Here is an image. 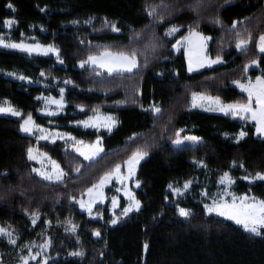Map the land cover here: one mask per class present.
Returning a JSON list of instances; mask_svg holds the SVG:
<instances>
[{
	"label": "trees",
	"instance_id": "1",
	"mask_svg": "<svg viewBox=\"0 0 264 264\" xmlns=\"http://www.w3.org/2000/svg\"><path fill=\"white\" fill-rule=\"evenodd\" d=\"M164 2L169 7L158 9L165 17L158 21L148 15V7L161 0H0V34L5 32L1 25L6 19L17 21V37L34 26L42 43L58 46L63 61L0 47V100H9L23 117L31 113L39 124H55L78 139L91 142L99 135L104 146L99 158L86 163L63 142L37 143L24 135L22 117L0 115V224L15 229L23 244L35 240L50 221L54 246L49 264H264V235L208 214L196 197L183 202L191 215L182 217L168 192L173 182L199 179L216 185L218 177L228 171L237 193L264 199V180L249 183L244 179L264 173V139L248 125L247 135L235 141L225 133L237 134L243 128L240 120L190 106L192 92L219 96L224 102H246L247 96L232 82L264 75V53L256 46L264 33V0H202L199 15L189 8L196 0ZM9 3L14 7H8ZM216 17L222 24L214 22ZM89 18L91 23L86 25ZM105 19L116 22L120 31L104 26ZM233 21L238 22L235 29ZM171 25L183 26L180 36L190 25L210 36V55H220L224 62L188 72L184 52L175 51V38L165 35ZM135 32L141 33L139 39H132ZM247 32L252 33V41L246 51H240L235 46L237 33L246 38ZM153 36L158 38V47L147 52L146 66L141 55L138 71L109 75L77 67L82 59L103 51V46L115 51L135 47L143 52ZM254 59L260 61L258 67L245 73L244 65ZM42 71L50 80L71 82L65 114L49 118L37 113L40 94H58L35 83ZM13 72L33 83L8 76ZM153 103L161 107V113L151 111ZM80 105L85 109L78 113ZM99 107L117 116L111 132L71 125ZM183 128L201 138L196 145L175 146L176 131ZM133 133L138 135L133 137ZM33 145L57 159L67 172L63 182H48L32 172L34 163L27 149ZM138 146L148 152L136 174L141 183L135 195L142 207L113 225L108 224L109 215L100 221L81 211L71 197L81 196ZM201 160L206 167H199ZM35 210L40 221L33 225L30 213ZM66 221L78 226L76 233L65 231ZM95 229L100 236L93 235ZM0 247L9 257L1 240ZM76 250L83 251V257L69 255Z\"/></svg>",
	"mask_w": 264,
	"mask_h": 264
},
{
	"label": "snow or ice",
	"instance_id": "2",
	"mask_svg": "<svg viewBox=\"0 0 264 264\" xmlns=\"http://www.w3.org/2000/svg\"><path fill=\"white\" fill-rule=\"evenodd\" d=\"M8 7H14L11 3H9ZM169 5L161 0L160 4L151 5L148 7V15L153 19L158 21H164L165 17L161 14L158 9H167ZM202 7V0H196L194 4L189 5L190 10L194 11L199 15V10ZM43 10V9H42ZM92 18H89L85 23H91ZM217 24H222V21L219 17H216L214 20ZM4 23L8 26H11L14 21L13 20H5ZM73 23H76L74 21ZM237 21H233V29L237 26ZM104 26L110 27L113 31L119 32L120 28L117 27L116 22H110L107 19L104 21ZM182 25H171L168 29L165 30L166 36H171L174 33L180 31ZM141 37V33L135 32L132 39H139ZM158 38L153 36L149 39V42L144 45L143 52L133 47L127 50H119L112 51L111 48L107 46H103V51H101L97 55H89L87 60H81L80 67H84L85 64L95 65L100 69L106 70L109 75L112 74H123V73H132L138 71L141 66V55L144 56L143 63L146 66L148 63L147 52L149 50L155 51L158 47L156 40ZM212 38L210 36H205L202 32L197 31L196 28L189 26L188 34L186 36L180 37L179 40L176 41L175 44L172 45V48L176 51L180 50L181 44L184 45L185 54L188 58V72H193L196 69L202 68L205 65L211 66L212 64H216L222 61L223 57L217 55L215 59H212L207 55L208 41ZM252 41V33L247 32L246 38L241 36L240 33H237L236 40V48L240 51H246L250 46ZM0 46L5 48H13L19 49L21 51H25L29 54L36 53H55L57 59H60V50L54 45H41L39 43H25L23 39L19 42L11 40L10 35L5 36L4 34H0ZM256 46L260 53H264V33H261L256 40ZM63 63V61H60ZM258 59H254L250 61L249 64L244 65V72L247 73L249 67L251 65L259 64ZM264 71V70H262ZM10 75L15 76L16 73H9ZM43 71L41 72V76H43ZM20 79H30L29 77L21 75ZM233 83L238 85L244 92L247 93L246 102H231V103H223L219 96L212 97L208 96L201 92H192V101L191 107H205L207 106L209 111H220L226 114L230 113L233 117H240L243 120H251L255 123V132L260 136H264V75L257 76L255 78V82L251 80V78L247 79V82H241L240 80H236ZM64 89H60V99H56L55 97H37V99H45L46 107L41 109L40 111H49L48 105L55 104L56 111H61L64 106ZM203 101H207L208 104L202 103ZM81 109L84 107L83 105L78 106ZM150 109L153 113L159 114L161 113V107L153 103L150 105ZM96 112L95 116L89 117L85 121H78V124H83L85 127L89 125L96 128H106L109 132L112 131V128L118 123L117 118L112 116L111 114L107 116H101L99 113V109L94 110ZM0 113H10L13 116L22 117V123L20 124V130L25 133H33L35 131H39L43 133L42 136L37 137V139H51L55 141L57 137L60 139H64L65 137L70 138L75 141L73 147L77 152H79L86 160H91L94 157L98 156L99 153L103 152V143L102 137L97 135L95 142L85 144L83 140L76 141V138L71 135V133H60L58 131L45 129L41 125H37L33 120L32 114L28 113L27 117L22 116V112L16 109L14 106L7 103H0ZM55 114V113H52ZM183 129H179L176 131V139L173 140L174 144H181L184 140H190L193 142L199 141L201 138L197 136H181V132ZM138 134L133 133V137ZM225 135H229L225 133ZM247 135V132L243 130V128L236 134L235 139L239 141L243 137ZM133 137H129L131 140ZM79 145V147H77ZM148 155V152L144 147L138 146L128 158L123 161V164L117 163L114 168L108 172H105L99 178L97 183L91 185V187L85 190L87 194V199L84 198L85 193H81V198L77 201L81 209H86L89 216H92L93 207L96 205L98 201L102 202L105 199L104 195V187L106 184L110 183L113 178L118 180L123 187L119 189L124 192V195L128 198V205L123 209L121 215L126 216L129 212L133 211V209L139 210L141 207V201L136 198L135 193L128 187L126 181L132 179L136 176V169L141 160L144 159ZM28 159L31 161H38L40 163V167L33 168L32 172L37 173L44 180L48 181H59L63 182L67 176V173L60 166V164L53 160L48 153H40L35 152L32 147L27 149ZM200 165H204V161L197 162ZM235 164V162H233ZM51 166L49 169L48 166ZM206 167V165H204ZM122 167H126V173L122 172ZM240 167H243V164H240ZM80 167H76L74 169L75 172H80ZM6 174V173H5ZM245 180H264V173L257 172L255 176H245ZM220 182L231 186L234 183L233 178L231 177L229 172H224L220 177ZM140 180L136 179L135 184L137 187L140 186ZM192 184L191 180H187L184 182L182 188H173V185L170 183L168 187L172 189L175 194H181L185 190L190 188ZM203 195H207V193H202ZM225 196H231V201L225 199ZM72 200L76 201V197H71ZM118 206L117 197H112V207L116 208ZM205 211L207 213H217L219 216L225 217L227 219L235 221L236 224L241 225L246 231H249L256 235H264V199L257 198L255 196H249L247 194L237 197L235 194H232L225 189L223 194L218 193L216 197H214L210 204H204ZM178 212L181 216H190L191 210L182 208L178 206ZM39 211L35 210L30 213L32 224L35 225L37 220L39 219ZM97 216H102V213H95ZM120 217H116L114 214V218L110 221L111 224H116ZM50 223V221L48 222ZM77 225L72 224L70 228H66L65 231H70L72 233L76 232ZM93 235L100 236V230H93ZM0 236L6 237L8 243L11 245H17V235L15 229H11V226H5L0 224ZM77 240L79 237L77 236ZM52 244L51 237H48L43 240L42 243L37 244L35 241L27 242L22 246V248H27L28 255L20 256V264H28L29 260H36L37 256H42V259L38 261V264H49V257L46 254H43V250L49 248ZM33 246L36 247L37 251L33 252ZM147 247V245L145 246ZM69 255L80 256L83 257L84 253L81 250H76L74 252L69 253ZM0 264H3L2 259H0Z\"/></svg>",
	"mask_w": 264,
	"mask_h": 264
},
{
	"label": "rangeland",
	"instance_id": "3",
	"mask_svg": "<svg viewBox=\"0 0 264 264\" xmlns=\"http://www.w3.org/2000/svg\"><path fill=\"white\" fill-rule=\"evenodd\" d=\"M7 20H13L14 23H13L11 26H8V25H6V24L3 22V24L1 25V27L3 28V30H4L5 32L2 33V34H4L5 36H9V35H10L11 40L19 42L21 39H23V40L25 41V43H29V44L39 43V44H41V45H49V44H44V43H42V42L40 41V39L34 34V32H35V30H36V28H35L34 26H31V27H30V29H29V33H23V32H21V33L19 34V36L17 37V36L15 35V33H14L15 30H16V28H17V21H16L15 19H7ZM4 21H5V20H4ZM86 25H90V23H86ZM168 28H169V27H168ZM168 28H167V29H168ZM181 29H182V28H180V31H179V32L174 33L173 35L170 36V37H174V38H175V42H174V44L176 43L177 40L180 39V37H182V36L179 35V33L181 32ZM188 30H189V29H188ZM197 31H198V30H197ZM187 34H188V31H187L183 36H186ZM204 35H205V34H204ZM205 36H208V35H205ZM209 43H210V40L208 41L207 55L210 56L212 59H215V57L211 56L210 53H209ZM51 45H54L55 47L58 48V46H56L55 44H52V43H51ZM0 47H1V48H5V47H3V46H0ZM5 49H13V48H5ZM58 49H59V48H58ZM14 50H17V51H20V52L26 53V54H28V55H36V56H41V55H42V56H53V57L57 60V62L61 64V62H60V61H61V57H60V59L58 60V59H57V56H56L55 53H48V54L45 55V54H43V53H36V52H33V53L29 54V53H27V52H25V51H21V50H19V49H14ZM111 50H112V49H111ZM174 50H175V49H174ZM112 51H115V50H112ZM175 51H176V50H175ZM180 51H183L184 54H185V48H184V45H183V44H181V46H180V50L177 51V52H180ZM97 54H99V53H97ZM97 54H93V55H97ZM59 55H60V53H59ZM185 58H186L187 67H188V58H187L186 54H185ZM82 60H87V58L82 59ZM79 62H80V61H79ZM79 62H78V64H77V67H79V68L96 69V70H101V71H103V72H106V70H104V69H100V68H98L97 66H95V65H91V64H85L84 67H80V63H79ZM223 62H224V61H223V59H222V61L219 62V63L212 64L211 66H209V65H205L204 67L199 68V69H196V70H194L193 72H197V71H200V70L205 69V68H211V67H214V66H216V65H218V64H220V63H223ZM253 67H258V64H257V65H251L249 68H253ZM134 71H135V70H134ZM106 73H107V72H106ZM190 73H192V72H190ZM123 74H128V73H123ZM8 76H11V77H13V78H15V79H18V80H24L25 82H30V83L32 82V81L29 80V79H20L19 77H20L21 75H17V74H16L15 76H13V75L8 74ZM259 76H261V75H259ZM256 77H257V76H256ZM256 77L246 76L244 80H240V81L246 83V82H247V79H248V78H251V80H252L253 82H255V78H256ZM32 83H33V82H32ZM35 83H36V84H41L46 90H56V91L58 92V94H56V95H54V94H52V93H45V94L43 93V94H40L38 97H55L56 99H60V89H61V88L64 89V97H63V98H64V106H63V109H62L61 111H56V107H57V106H56L55 104L48 105L49 111H40L41 109H44V108L46 107L45 99L41 98V99H39V100L41 101V104H40V107L37 109V113H38L39 115L46 116V117H49V118H53V117H57V116H60V115L65 114V113H66V107H67V105H68L67 100H66V96H65V95H66L67 88H68L69 86H71V82H70L69 80H66V79H57V78H53L52 80H50L48 76H44V75H43V76L41 77V79H39V80L36 81ZM232 85L235 86L237 89H239L241 92H243V93L247 96V93L244 92L241 88H239L238 85H236V84L233 83V82H232ZM208 96H210V95H208ZM212 97H214V96H212ZM191 101H192V100H191ZM221 101H222V100H221ZM8 102H10V101L7 100V99H1V100H0V103L5 104V106H7V103H8ZM222 102H223V103H231V102H224V101H222ZM202 103H205V105L208 104L207 101H203ZM10 104H11V103H10ZM11 105H12V104H11ZM12 106H13V105H12ZM192 108H193V109L200 110V111L209 112V113H217V114H223V115L230 116V117H232V118H235V119L240 120V122H241V124H242V126H243V130H244L245 132H246L245 127H247L248 125H252L253 128H254V131H255V123H254L253 121H251V120H243V119H241L240 117H233L230 113L226 114V113H224V112H220V111H209L208 108H207V106H205V107H199V106H197V107H192ZM84 109H85L84 107L81 109L80 107L77 106V112H78V113H79V112H82ZM96 109H99V113H100L101 116H107V115L111 114L112 116H114L115 118H117V116H116L115 114H113V113H111V112H105V111H104L103 109H101L100 107H99V108H96ZM94 110H95V109H93V110H92L88 115H86L84 118L79 119V120H76V121H73V122L71 123V125H73V126H77V127L81 128V129H84V130L90 129V130H96L97 132H109L106 128H103V127H101V128H96V127H93V126H91V125H89L88 127H85L83 124H78V123H77L78 121H85V120H87L89 117H91V116H95V115H96V112H95ZM52 113H55V114H52ZM0 115L10 116V117H16V118L18 117V116H13V115L10 114V113H0ZM26 117H27V116H26ZM26 117H25V118H26ZM32 117H33V116H32ZM33 120L35 121V123H36L37 125H41V124H39V123L35 120L34 117H33ZM21 123H22V121H21ZM54 125H55V124H51V126H46V125H41V126H42L43 128H45V129H50V130L58 131V132H60V133H70V132H68V131H66V130H63V129L59 128V127H54ZM116 126H117V124L112 128V130H113ZM21 132H22V131H21ZM22 133H23L24 135H28V136H30V137H33V138L36 140L37 143H40V142H47V143L63 142V143L66 144V148H67L69 151L74 152L78 157H80V158L82 159L83 162H86V163H87V162L95 161V160H96L97 158H99V157L103 154V152H104V151H103V152L99 153L98 156L94 157V158L91 159V160H86V159H85V158H84L79 152H77V151L75 150V148L73 147V144L75 143V141L71 140V139L68 138V137H65L64 139H60L59 137H57V138L55 139V141H53V140H51V139H48V140H45V139H39V140H38L37 137L43 135V133H41V132H39V131H35V130H34L33 133H25V132H22ZM238 133H239V132H238ZM238 133H237V134H238ZM255 133H256V132H255ZM71 135H72V133H71ZM72 136L75 137L74 135H72ZM181 136H194V135H191L188 131H186L185 128H183V131L181 132ZM228 136L233 137V139H234L235 141H237V140L235 139L236 134H235V135H228ZM257 136H259V137H261V138L264 139V136H260V135H258V134H257ZM75 138H76V137H75ZM243 138H244V137H243ZM80 140H81V139L76 138V141H80ZM95 140H96V139H95ZM95 140H94V141H91V142H89V141H85V140H83V141L85 142V144H89V143L95 142ZM197 143H198V141H197V142H193V141H190V140H184L181 144H175V146H194V145H196ZM31 147L34 149L35 152L45 153V151L42 150V149H40L37 145H33V146H31ZM77 147H79V145H77ZM103 149H104V146H103ZM46 153H47V152H46ZM48 155H49L53 160L57 161V159L53 158L50 154H48ZM27 157H28V156H27ZM144 159H145V157H144ZM144 159H143V160H144ZM143 160H141L140 163H141ZM30 161H31V160H30ZM31 162L34 163V168H38V167H40V163H39L38 161H31ZM57 162H58V161H57ZM58 163H59V162H58ZM140 163H139V164H140ZM59 164H60V163H59ZM121 164H123V163H121ZM139 164H138V166H139ZM198 165H199V167L202 166V165H200V164H198ZM60 166H61V165H60ZM138 166H137V169H138ZM48 167H49V169L51 168L50 165H49ZM61 167H62V166H61ZM62 168H63V167H62ZM113 168H114V167H113ZM113 168H112V169H113ZM63 169H64V168H63ZM112 169H110V170H112ZM137 169H136V174H137ZM110 170H109V171H110ZM64 171H65V170H64ZM126 171H127L126 167H122V172L126 173ZM65 172H66V171H65ZM107 172H108V171H107ZM226 172H228V171H226ZM34 173H35V172H34ZM66 173H67V172H66ZM35 174H36L38 177H40L37 173H35ZM103 175H104V173H103ZM222 175H223V174H222ZM222 175H220V176L218 177L217 182H216V185H213V186L209 185L208 183H207V184H206V183H202V181L199 180V179L191 180V181H192V184L190 185V188H189L188 190H185L184 192H182V193L179 194V195H178V194H175V193L172 191V189H170V188L168 187V192H169V194H170V202L175 206V208H176L177 211H178V206H179V207H182V208H186V207H184L183 202H184L188 197H194V198L196 197V198L201 202V204L204 206V204H210L211 201H212V199H213L214 197H216L218 193L223 194L224 191H225V189H227L228 192H230V193H232V194H235L237 197L243 196V195H245V194H247V195H249V196H253V195H251V194H249V193H243V194H239V193H237V192L235 191L236 181H235V179H234L232 176H231V177L233 178L234 183H233L231 186H227V185L221 183V182H220V177H221ZM230 175H231V174H230ZM40 178H42V177H40ZM42 179H43V178H42ZM135 180H136V176H135L134 178L129 179L128 181H126L128 187L131 188V190H132L134 193H135V189L138 188V187L136 186V184H135ZM258 180H260V179H256V180L249 179V180H246V181H248L249 183H253V182H256V181H258ZM46 181H48V180H46ZM98 181H99V179L97 180V182H98ZM200 181H201V182H200ZM48 182L58 183L59 181H48ZM97 182H95V183H97ZM184 182H185V181H182V182H173V183H171V184L173 185V188H182ZM90 187H91V186H90ZM122 187H123V185H122L118 180H116L115 178H113L112 181H111L110 183L106 184L105 187H104V195H105V199H104L102 202L98 201V202L96 203V205H94V207H93V213H94V214H93L92 216H90V217H92V218H94V219H98V220H100V221H104V220H105V217L109 215L110 217H109L108 224L110 225V224H111L110 221L114 218V214H115L116 217H120L118 221H122V220L126 219V217H127L129 214H131L132 212L138 211V210H136V209H133V211L129 212L126 216H122V215H121L123 209H124V208L128 205V203H129L128 198L124 195V192L119 190V189H121ZM88 188H89V187H88ZM84 193H85L84 198L87 199V194H86L85 191H84ZM202 193H207V195H203ZM113 196L117 197V200H118V206H117L116 208H113V207H112V197H113ZM80 198H81V196H79L78 198H76V201H75V202L77 203V201H78ZM136 198H137V197H136ZM224 198L227 199V200H229V202L231 201V196H225ZM77 206L79 207V209H80L81 211H84V212H86V214H88L87 210H86V209H81L78 203H77ZM141 207H142V204H141ZM141 207H140V208H141ZM186 209H188V208H186ZM204 209H205V208H204ZM97 212L102 213V216H97V215H95V213H97ZM107 213H108V214H107ZM178 214H179V212H178ZM208 214H210V215H215V216H219L217 213H208ZM179 215H180V214H179ZM180 216H181V215H180ZM182 217H185V216H182ZM219 217H222V216H219ZM30 218H31V217H30ZM185 218H186V217H185ZM222 218H224V219H226V220H230V219H227V218H225V217H222ZM39 221H40V220L38 219L37 222H36V224H37ZM230 221H232V222L235 223V221H233V220H230ZM50 224H51V223L46 222V223L44 224V226H43V229L38 233L36 239L33 240V241H35L37 244H39V243H42L44 239H46V238H48V237H51V233L49 232ZM72 224H73V223H71V222H67V221L63 223L65 229H66V228H70ZM235 224H236V223H235ZM111 225H113V224H111ZM237 225H238V224H237ZM239 226H241V225H239ZM241 227H242V226H241ZM77 230H78V227H77V229H76V232H77ZM76 232H75V233H76ZM51 239H52V237H51ZM0 240H1L2 242L5 243L6 250H9V251H10L8 256L13 258V261H9V257H5V256H4L5 252H4V251L1 249V247H0V259H2L3 264H20V256H21V255H24V256H27V255H28V250H27V248H22V246H23L24 244H26L27 242H25V243H23V244H19V238H18V237H17V245H11V244H9L7 238H6V237H3V236H0ZM28 242H30V241H28ZM53 246H54V244H53V240H52V244H51V246H50L49 248L43 250V254H46V255L50 258L49 261H50V260L52 259V257H53V255H52ZM32 251H33V252L37 251V249H36L35 246H33ZM41 259H42V256H37L36 260H29L28 264H30V263H38V261H40Z\"/></svg>",
	"mask_w": 264,
	"mask_h": 264
}]
</instances>
